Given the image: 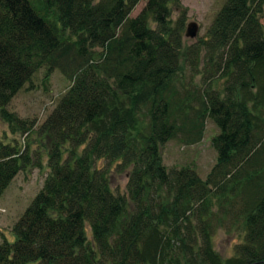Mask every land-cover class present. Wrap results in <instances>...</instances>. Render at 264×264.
Returning <instances> with one entry per match:
<instances>
[{
  "label": "trees",
  "instance_id": "trees-1",
  "mask_svg": "<svg viewBox=\"0 0 264 264\" xmlns=\"http://www.w3.org/2000/svg\"><path fill=\"white\" fill-rule=\"evenodd\" d=\"M0 0V119L39 71L72 84L40 126L49 175L0 241V264H264V0H227L206 39L184 50L181 0ZM204 51V55H203ZM217 154L206 179L169 170L162 148L202 141ZM28 136V135H27ZM27 144L0 139V198L41 167ZM126 173L127 195L111 172ZM243 231L235 255L219 231Z\"/></svg>",
  "mask_w": 264,
  "mask_h": 264
},
{
  "label": "rangeland",
  "instance_id": "rangeland-1",
  "mask_svg": "<svg viewBox=\"0 0 264 264\" xmlns=\"http://www.w3.org/2000/svg\"><path fill=\"white\" fill-rule=\"evenodd\" d=\"M227 0H181L180 8L172 5V20L176 23L182 19L181 39L184 50L206 39L212 22ZM148 0H141L132 11L130 18L137 17ZM195 22L199 27L198 36L194 39L186 37L187 27ZM264 27V13L261 18ZM204 55V51H203ZM71 82L59 71L45 78V71L36 73L30 82L11 100L7 110L15 113L20 119L34 122L33 130L27 134L12 133L10 128L0 119V139L8 143H17L24 148L29 145L33 156L40 157L41 167H29L19 173L0 198V241L6 238L10 243L15 240L13 226L20 219L33 199L43 188L49 175L47 166L48 141L38 135L40 126L56 108L62 97L67 93ZM218 134L215 125L208 120L205 135L198 144L187 146L178 140L168 142L162 148L163 164L169 169L192 166L199 176L206 179L209 171L216 163L217 154L211 140ZM111 172L112 190L119 195H127L128 175L114 169ZM243 231L227 233L219 231L214 237V248L223 257L235 255V246L243 240Z\"/></svg>",
  "mask_w": 264,
  "mask_h": 264
},
{
  "label": "water",
  "instance_id": "water-1",
  "mask_svg": "<svg viewBox=\"0 0 264 264\" xmlns=\"http://www.w3.org/2000/svg\"><path fill=\"white\" fill-rule=\"evenodd\" d=\"M198 33H199L198 25L195 22L190 23L187 27L186 37L194 39L198 36Z\"/></svg>",
  "mask_w": 264,
  "mask_h": 264
}]
</instances>
